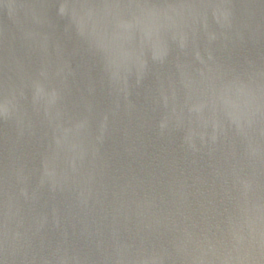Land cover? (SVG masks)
Instances as JSON below:
<instances>
[{
  "label": "water",
  "instance_id": "1",
  "mask_svg": "<svg viewBox=\"0 0 264 264\" xmlns=\"http://www.w3.org/2000/svg\"><path fill=\"white\" fill-rule=\"evenodd\" d=\"M0 264H264V0H0Z\"/></svg>",
  "mask_w": 264,
  "mask_h": 264
}]
</instances>
